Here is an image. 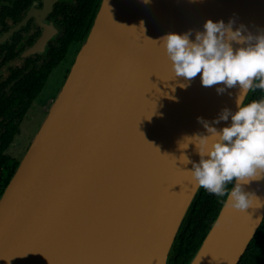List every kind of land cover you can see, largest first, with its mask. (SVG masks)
Returning <instances> with one entry per match:
<instances>
[{"label":"water","instance_id":"obj_1","mask_svg":"<svg viewBox=\"0 0 264 264\" xmlns=\"http://www.w3.org/2000/svg\"><path fill=\"white\" fill-rule=\"evenodd\" d=\"M209 19L256 34L264 0L99 1L2 190L0 264L168 263L200 189L185 171L191 164L180 162L181 155L198 162L195 147L178 145L204 132L197 117L235 111L239 89L218 94L199 74L174 79L156 41L169 32L194 39ZM244 190L261 206L240 212L226 197L188 264H237L264 218V179Z\"/></svg>","mask_w":264,"mask_h":264},{"label":"clouds","instance_id":"obj_2","mask_svg":"<svg viewBox=\"0 0 264 264\" xmlns=\"http://www.w3.org/2000/svg\"><path fill=\"white\" fill-rule=\"evenodd\" d=\"M141 2L149 4L151 0ZM192 36L191 31L169 32L156 41L164 50L174 79L182 77L190 82L199 74L202 86L219 85L218 94L237 87L239 92L235 111L224 108L212 121L197 117L204 132L183 137L178 146L187 149L194 145L199 161L181 155L180 162L191 164L185 171L198 188L227 197L231 208L244 212L254 201L260 202L244 186L264 179V97L247 100L251 92L264 91V29L253 34L243 24L234 28L231 19L228 23L209 19L203 31L195 32L194 39ZM222 121L226 126L217 128L215 125Z\"/></svg>","mask_w":264,"mask_h":264},{"label":"flooded vegetation","instance_id":"obj_3","mask_svg":"<svg viewBox=\"0 0 264 264\" xmlns=\"http://www.w3.org/2000/svg\"><path fill=\"white\" fill-rule=\"evenodd\" d=\"M91 6L92 0H0V183L8 182L22 156L15 149H23L50 92L61 86Z\"/></svg>","mask_w":264,"mask_h":264},{"label":"trees","instance_id":"obj_4","mask_svg":"<svg viewBox=\"0 0 264 264\" xmlns=\"http://www.w3.org/2000/svg\"><path fill=\"white\" fill-rule=\"evenodd\" d=\"M99 1L92 0L84 27L77 34L78 40H81L90 27ZM262 97H264V91L257 89L248 95L247 100ZM227 187L230 189L231 184ZM225 198L210 194L203 188L199 189L179 228L167 264H188L190 262L215 220ZM237 264H264V218Z\"/></svg>","mask_w":264,"mask_h":264},{"label":"rangeland","instance_id":"obj_5","mask_svg":"<svg viewBox=\"0 0 264 264\" xmlns=\"http://www.w3.org/2000/svg\"><path fill=\"white\" fill-rule=\"evenodd\" d=\"M55 91H57V90H56V87L54 88V90H52V91L50 92V94H51L52 96H55V95H54V94H56ZM44 116H45V114L43 115V117H44ZM43 117L41 118V120H40L39 122H36V123L34 124V126H33V128H32V132H30L29 136H28L27 138H25L23 149H15L14 152L17 153V156H18V157L21 156V154H23L24 150L26 149V147H27V145H28V143H29V141H30L31 136H32L33 133L37 130V128H38L39 124L41 123ZM16 159H17V158H16ZM4 185H5V183H0V193H1V191H2Z\"/></svg>","mask_w":264,"mask_h":264},{"label":"bare ground","instance_id":"obj_6","mask_svg":"<svg viewBox=\"0 0 264 264\" xmlns=\"http://www.w3.org/2000/svg\"><path fill=\"white\" fill-rule=\"evenodd\" d=\"M157 263L158 262H157L156 257H155L154 260L149 264H157ZM132 264H147V263H132Z\"/></svg>","mask_w":264,"mask_h":264},{"label":"snow or ice","instance_id":"obj_7","mask_svg":"<svg viewBox=\"0 0 264 264\" xmlns=\"http://www.w3.org/2000/svg\"><path fill=\"white\" fill-rule=\"evenodd\" d=\"M25 251H27V250H25Z\"/></svg>","mask_w":264,"mask_h":264}]
</instances>
